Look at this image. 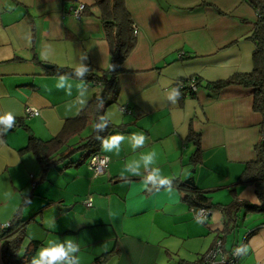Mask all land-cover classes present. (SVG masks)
<instances>
[{"label":"crops","instance_id":"obj_1","mask_svg":"<svg viewBox=\"0 0 264 264\" xmlns=\"http://www.w3.org/2000/svg\"><path fill=\"white\" fill-rule=\"evenodd\" d=\"M77 3L86 5L80 19L69 11ZM124 5L136 42L102 118L115 128L100 149L110 162L93 176L85 141L95 124L77 117L102 87L49 71L108 67L99 7L95 0H0V122H21L12 130L0 125V226L19 215L20 254L40 242L37 264H90L113 249L105 264L197 263L219 236L226 250L240 248L238 264H264V199L239 181L256 159L261 116L252 89L207 86L253 68L255 10L244 0ZM191 76L199 85L181 94L177 83ZM26 106L39 114L25 117ZM190 129L199 134L195 164ZM31 135L48 143L41 144L55 162L46 169L27 147ZM53 138L61 140L50 145ZM189 177L215 205L206 220L195 218L178 186ZM88 196L91 207L83 203Z\"/></svg>","mask_w":264,"mask_h":264},{"label":"trees","instance_id":"obj_2","mask_svg":"<svg viewBox=\"0 0 264 264\" xmlns=\"http://www.w3.org/2000/svg\"><path fill=\"white\" fill-rule=\"evenodd\" d=\"M244 1L251 6L257 14V21L248 36V39H250L255 46L252 52L253 68L248 72L236 73L224 80L209 83L207 86L212 91H219L229 85H238L252 89V108L253 111L259 113L261 116L259 127L260 139L255 146L256 159L246 164L239 181L253 183L256 188L257 196L262 200L264 199V194L262 192V186L264 184V0ZM95 5H97L101 11L100 19L108 41V67L98 72H93L91 69L75 72L69 68L52 66L49 71V73L63 76H78L93 85L99 84L102 87L100 93L89 102L88 106L77 117V120L81 122L82 125L85 124L87 118L90 117L95 124L93 133L87 137L85 141V145L90 147L88 159L93 154L101 153L100 149L107 135L115 131L114 125L109 121H102V118L104 117V110L108 104L115 102L118 94L116 86L117 78L123 73L121 67L122 63L133 50L136 42V37L132 29V21L125 8L124 0H95ZM85 11L86 5L83 9L82 16ZM192 78L196 90L199 85V79L196 76H191L179 81L184 85L182 88L178 87L181 94H194L195 90L189 88V83ZM178 84L179 83H177V86ZM6 121L7 119L0 122V125L2 124L4 129ZM3 128L0 129L1 132ZM60 140L61 138H53L50 141V145H55L57 142L59 143ZM187 140L195 145V150L190 156L195 164L200 158L199 134H196L190 129ZM41 143L47 142H42L31 135L29 136L27 147L33 151L39 163L46 169L51 162L54 163L55 161L49 159V154L44 149L48 143L45 146ZM178 186L185 192L184 200L196 210L204 207L211 212L212 208L215 207V205L210 202L209 197L197 187L186 183H179ZM24 238L25 223L18 214L14 216L8 226H0L1 256L4 264H34L33 258L36 250L40 246V242L30 241L24 248L23 253L20 254ZM114 253H116L114 249L105 252L96 257L90 264H105ZM54 261L55 258H51L47 260L46 264H54ZM198 263L199 261H197V263L181 262V264Z\"/></svg>","mask_w":264,"mask_h":264},{"label":"built area","instance_id":"obj_3","mask_svg":"<svg viewBox=\"0 0 264 264\" xmlns=\"http://www.w3.org/2000/svg\"><path fill=\"white\" fill-rule=\"evenodd\" d=\"M85 5L84 3H77L76 5L71 6L69 9L71 15L76 19L82 17V12ZM136 30H133V32ZM178 87L182 88L184 85L181 82H178ZM189 88L195 90V85L193 78L189 83ZM124 111V110H123ZM39 110L32 106H26L24 108V116L32 117L37 116ZM21 125L20 120L18 119H7L5 130H12ZM110 162V158L102 153L93 154L87 162L88 168L91 170L93 176H97L106 171L107 166ZM86 207H91L92 198L88 196L84 201ZM210 210L207 208L201 207L196 211L195 218L197 220H205L210 214ZM240 255V248L234 247L230 250H226L223 245V237H217L213 243V246L206 251L200 258L198 264H238V259Z\"/></svg>","mask_w":264,"mask_h":264},{"label":"rangeland","instance_id":"obj_4","mask_svg":"<svg viewBox=\"0 0 264 264\" xmlns=\"http://www.w3.org/2000/svg\"><path fill=\"white\" fill-rule=\"evenodd\" d=\"M132 29H133V30H136V32H135V31L133 32V34L136 35V34H137V29H136L135 27H133ZM110 104H111V103H110ZM114 107H115L114 105H111V106L108 108L109 111H107V114H110L109 112H111V111H112V108H114ZM108 117H109V116H108ZM205 220H206V219H205ZM38 250H39V248L37 249V251H38ZM33 262H34V264H37V262H36V260H35V255H34V261H33Z\"/></svg>","mask_w":264,"mask_h":264},{"label":"water","instance_id":"obj_5","mask_svg":"<svg viewBox=\"0 0 264 264\" xmlns=\"http://www.w3.org/2000/svg\"><path fill=\"white\" fill-rule=\"evenodd\" d=\"M184 183L194 186V181L192 177L185 179Z\"/></svg>","mask_w":264,"mask_h":264}]
</instances>
